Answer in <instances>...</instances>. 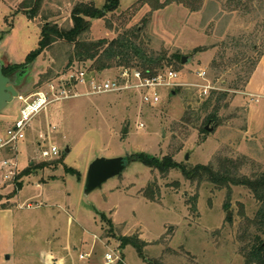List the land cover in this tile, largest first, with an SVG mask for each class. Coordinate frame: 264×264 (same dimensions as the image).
I'll return each instance as SVG.
<instances>
[{
    "label": "rangeland",
    "instance_id": "rangeland-1",
    "mask_svg": "<svg viewBox=\"0 0 264 264\" xmlns=\"http://www.w3.org/2000/svg\"><path fill=\"white\" fill-rule=\"evenodd\" d=\"M167 1L118 0L104 18L86 19L88 30L79 39L122 40L128 46L99 72L102 79L115 77L120 68L141 71L151 60L158 71H175V81L185 86L163 91L154 107L127 91L70 98L39 113L17 145L18 172L30 168V175L19 179L15 191L0 170V264H105L106 253L123 264H247L253 247L264 248V188L258 187L264 178V5L245 14L231 9L236 0H205L191 12ZM104 4L0 0L2 74L8 66L26 63L44 24L65 32L72 27L75 7L102 10ZM72 55L73 45L55 40L23 70L3 76L11 77L9 86L25 99L70 69L90 70L89 62L73 58L68 66ZM174 56L187 63L178 64ZM202 70L204 82L197 78ZM248 75L250 88L242 89L239 82L240 89H233ZM196 84L227 92L214 123L205 121L215 102L202 109L206 98ZM17 97L0 111V133L19 116L23 103ZM51 145L59 156L43 159L42 150ZM138 154L170 157L187 167L223 168L234 180L250 182L263 201L244 184L218 187L187 180L177 170L163 175L134 161ZM124 156L129 163L121 176L85 193L93 160ZM149 190L153 200L146 197Z\"/></svg>",
    "mask_w": 264,
    "mask_h": 264
},
{
    "label": "trees",
    "instance_id": "trees-1",
    "mask_svg": "<svg viewBox=\"0 0 264 264\" xmlns=\"http://www.w3.org/2000/svg\"><path fill=\"white\" fill-rule=\"evenodd\" d=\"M40 1V0H39ZM205 0H168V3H175L185 7L186 9L190 10L191 12H197L204 4ZM212 1H219V0H212ZM233 0H228L230 3ZM149 0H141V5L148 4ZM264 5V0H246L245 3H241V0H236V9L233 7L232 10L242 11L245 14H250L259 9H262ZM118 7V0H105V4L102 10L96 9L91 5H79L74 8L72 11V27L68 31H61L57 29L56 26H50L44 24L41 29V35L38 42L37 49L32 52L25 64L19 67H12L8 66L3 69V74L5 76H9L12 73H16V71L23 70L26 66H28L38 55H40L45 49L49 48L51 44L55 40H63L66 43L73 45V55L69 59L68 66L72 63V58L76 61L84 64V62H89L90 67L89 69L95 72H101L111 67L112 62L115 60V55L118 53H122L123 49L128 48L127 45L123 43L122 40L112 41L107 43L105 40H100L98 42H84L79 39V37L84 34L88 30L89 22L88 20L94 19H101L104 18L105 12L114 11ZM163 6L155 7L153 10H157L162 8ZM33 16V14H31ZM200 49L194 50L193 53L200 52ZM177 60L178 64L181 63L179 56H174ZM154 66V67H153ZM141 71L148 72L151 75H154L158 72L157 67L155 64L149 60L147 63L143 65ZM21 75V72H18ZM23 73V72H22ZM251 74V72H250ZM250 79V75L245 78L240 79V81L236 82V85L232 86L233 89L239 88V84H242V89L246 87L248 81ZM241 82V83H239ZM178 90V89H177ZM227 97V92H212L210 91L208 96L206 97L205 102L202 104V109L206 110L209 105L214 101L215 108L212 114L207 116L205 123H214L216 121L215 114L216 110L219 108V104L222 100ZM202 133H206V130L202 128L200 130ZM134 161H139L147 168L152 170H158L161 174H167L172 170L180 171L181 174L190 181H199V182H208L215 186L221 187V185H227L231 183L232 185H236V183L244 184L249 189L254 191L258 200L263 201V197L260 196L255 188H253L252 184L247 181L238 182L231 177V174L226 172L223 168L220 170H215L213 165H197L194 167H187L185 165L178 164L174 162L170 157H164L162 159L152 158L146 154H138L134 156ZM43 166H36V169H40ZM30 168L25 169L23 172H20L17 175L15 180V191H17L21 183L19 179L24 175H30ZM67 171L71 172L70 169ZM231 177V178H230ZM258 183V182H257ZM258 187L264 188V178L261 182L258 183ZM152 190H149L146 193V197L153 200L154 196ZM126 242L123 244L124 247ZM130 245L137 249L138 253L141 254V250L139 246L133 241H130ZM121 264V263H117ZM247 264H264V248L258 246L253 247L250 252L249 258L247 259Z\"/></svg>",
    "mask_w": 264,
    "mask_h": 264
},
{
    "label": "built area",
    "instance_id": "built-area-1",
    "mask_svg": "<svg viewBox=\"0 0 264 264\" xmlns=\"http://www.w3.org/2000/svg\"><path fill=\"white\" fill-rule=\"evenodd\" d=\"M99 75V72L88 69H70L54 83H50L45 90L36 92L25 99L20 96L17 97L23 103L19 116L11 126L0 133V170L5 172L3 176L5 181L15 184L19 173L17 145L25 139L26 132L29 130L33 119L50 105L80 96L134 91L140 96L144 105L154 107L161 102L163 91L172 93L185 86V84L175 81L178 75L173 70H160L151 75L140 70L120 68L115 77L102 79ZM197 78L204 82L206 72L204 70L198 72ZM80 87L85 92H75L76 88ZM193 87L197 88L199 96L203 98H206L213 89L209 84H196ZM51 129L55 130V125H51ZM39 138L43 142V137L39 136ZM38 145L41 146V143ZM59 154L60 151L51 145L42 150L41 157L43 159H54ZM27 207H30V204H27ZM79 259H83V256H80ZM104 261L105 264H123L121 258L113 256L111 253L104 255Z\"/></svg>",
    "mask_w": 264,
    "mask_h": 264
},
{
    "label": "water",
    "instance_id": "water-1",
    "mask_svg": "<svg viewBox=\"0 0 264 264\" xmlns=\"http://www.w3.org/2000/svg\"><path fill=\"white\" fill-rule=\"evenodd\" d=\"M187 60L185 57L181 58V64L185 65ZM11 83V77H5L2 74L0 66V111H2L6 106L12 101V99L17 97L16 91L9 86ZM207 131H211L209 128H205ZM187 156H185V160ZM129 163L128 157H116L111 159L106 158H96L93 160L87 169L84 191L86 194L100 189L103 184L114 177L121 176L122 172L125 170Z\"/></svg>",
    "mask_w": 264,
    "mask_h": 264
},
{
    "label": "crops",
    "instance_id": "crops-1",
    "mask_svg": "<svg viewBox=\"0 0 264 264\" xmlns=\"http://www.w3.org/2000/svg\"><path fill=\"white\" fill-rule=\"evenodd\" d=\"M251 85H252V82L250 81L249 84H248V88H250ZM48 259H50V258L47 257V263H48Z\"/></svg>",
    "mask_w": 264,
    "mask_h": 264
}]
</instances>
